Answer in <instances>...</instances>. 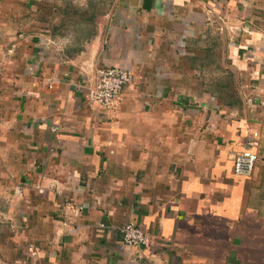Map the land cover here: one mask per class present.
<instances>
[{"label": "crops", "instance_id": "0c3cea01", "mask_svg": "<svg viewBox=\"0 0 264 264\" xmlns=\"http://www.w3.org/2000/svg\"><path fill=\"white\" fill-rule=\"evenodd\" d=\"M21 5L0 0V264H264V0H113L76 59L23 29ZM214 48L255 96L187 87ZM114 65L132 74L116 104L88 103ZM126 221L149 246L123 245Z\"/></svg>", "mask_w": 264, "mask_h": 264}, {"label": "rangeland", "instance_id": "374dc122", "mask_svg": "<svg viewBox=\"0 0 264 264\" xmlns=\"http://www.w3.org/2000/svg\"><path fill=\"white\" fill-rule=\"evenodd\" d=\"M17 1L22 2L21 11L26 16L22 26L23 29L30 32L34 38L45 40L44 42L48 44L49 48L51 46L54 48L55 56L60 54L76 59L81 58V56L84 57L86 54L84 47V50H81L82 46L90 39L89 36L94 33L92 31L94 28L96 29L97 26L101 28L104 15L108 12L113 0H32V3L29 4L28 0ZM33 2H36V6ZM31 35L29 36L31 37ZM45 35H47L46 38ZM30 42H32V38H30ZM89 51H87L88 57ZM88 57L86 58L88 59ZM212 57L214 67L212 70H206L205 75L202 73L200 86L198 84L200 78L196 77L197 83L187 85V87L197 91L206 89L207 96L227 98L228 102L236 100L235 96H255L252 92L254 88L244 82L246 78L236 79L231 63L229 64V69H223V66L218 65L220 54L218 51L215 52V48ZM216 64L218 66H215ZM202 71L200 70V72ZM212 102L209 103L211 106ZM215 104L217 105V102ZM203 105V101L197 103L196 109L198 106L199 108L196 113L201 111V108L204 107ZM202 115L198 114V119H200L198 127L207 124L210 119L209 115L205 117L204 112H202ZM187 119H189L188 115H184V121ZM185 136L182 138L185 139ZM1 163L2 161L0 160V179L4 178L5 174L10 177V173L6 172ZM1 213L0 223L4 219Z\"/></svg>", "mask_w": 264, "mask_h": 264}, {"label": "built area", "instance_id": "2783aa9c", "mask_svg": "<svg viewBox=\"0 0 264 264\" xmlns=\"http://www.w3.org/2000/svg\"><path fill=\"white\" fill-rule=\"evenodd\" d=\"M131 78V72L122 66L99 67L95 73L94 85L85 94V100L102 109L110 110L116 104L123 88L131 81ZM256 137L257 132L252 131L244 148L234 154L233 171L236 175L248 177L253 173L257 155L252 147H254ZM118 230L124 246H149L146 232L134 222L126 221Z\"/></svg>", "mask_w": 264, "mask_h": 264}]
</instances>
